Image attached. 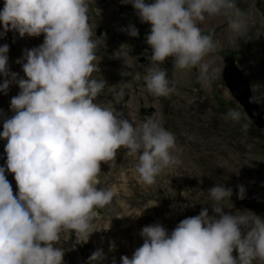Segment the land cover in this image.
Returning a JSON list of instances; mask_svg holds the SVG:
<instances>
[{
	"label": "rangeland",
	"instance_id": "1",
	"mask_svg": "<svg viewBox=\"0 0 264 264\" xmlns=\"http://www.w3.org/2000/svg\"><path fill=\"white\" fill-rule=\"evenodd\" d=\"M10 1L0 264H264V0H48L40 18ZM38 48L47 72L22 84ZM228 57L251 81L253 116L226 86ZM39 81L49 94L33 101Z\"/></svg>",
	"mask_w": 264,
	"mask_h": 264
},
{
	"label": "bare ground",
	"instance_id": "2",
	"mask_svg": "<svg viewBox=\"0 0 264 264\" xmlns=\"http://www.w3.org/2000/svg\"><path fill=\"white\" fill-rule=\"evenodd\" d=\"M2 1V0H1ZM0 1V2H1ZM12 1V0H11ZM10 1V2H11ZM14 1V0H13ZM16 1V0H15ZM24 3L27 5V7L26 8H28L30 11H32V12H28L29 14H31L32 16H34L35 18H40V16L39 15H41L42 14V12H44L45 11V7L48 5V0H24ZM1 4V3H0ZM21 4V3H20ZM40 8H41V10H40ZM24 13H26V12H24ZM222 13V12H221ZM235 28V27H234ZM37 41H38V39H37V37H34L33 39H32V41H31V44L32 45H34V44H36L37 43ZM37 45V44H36ZM38 47V46H37ZM67 47V46H66ZM28 49V46H23L22 48H20V49H18V51H20V53L21 52H23V50L24 49ZM45 50H47V49H45ZM58 50V49H57ZM63 50V49H62ZM66 50V49H65ZM68 50V49H67ZM32 51V50H31ZM36 51L38 52V53H36ZM36 51H32V52H30V54H32V56L30 57V60H34V59H38L39 61L38 62H36L37 64H36V68H37V70L34 68V67H32L31 66V68L30 67H26L25 66V63L24 62H21L20 61V63H19V65H20V67H21V75H22V78H21V82H22V84H24V83H32V81H36V80H39L38 78L37 79H34V80H32V79H30V81L28 80V78L25 76L26 74H24V73H26V71H31L32 73H34V74H36V73H38V72H40L41 70H44L45 69V71H46V69H48V67L46 68V63L47 62H43V59L42 58H38V55L39 56H43L44 55V53L46 54V52H42V51H40L39 50V48H38V50H36ZM39 51L41 52L40 54H39ZM70 52V51H69ZM76 52V51H75ZM19 53V52H18ZM62 53V52H61ZM66 53V52H65ZM48 54V53H47ZM67 54V53H66ZM71 54V53H70ZM75 55V54H74ZM46 56V55H45ZM67 56V55H66ZM37 57V58H36ZM56 58V57H55ZM67 58H68V56H67ZM47 59V58H46ZM7 60H8V58H7ZM66 60V59H65ZM73 60V59H72ZM97 64V62L95 63H93V65H96ZM32 65V64H31ZM68 65V64H67ZM29 66V65H28ZM34 66V65H33ZM64 67V66H63ZM62 67V68H63ZM80 67V66H79ZM34 68V69H33ZM76 68V67H75ZM20 69V68H19ZM65 69V68H64ZM15 70V67L14 68H12L11 66H9V64L7 63V62H5V60L3 61V59H1L0 58V83L2 84V85H4V89H5V92H7L8 91V89L7 88H9V84L10 85H12V81L10 82V81H8V78H9V74H10V72L12 73V71H14ZM68 70V69H67ZM75 71V70H74ZM77 71V70H76ZM20 72V71H19ZM47 72V71H46ZM31 76V75H30ZM14 79V78H13ZM62 79H64V78H61L60 80H62ZM32 80V81H31ZM14 81V80H13ZM61 82V81H60ZM20 85V84H19ZM75 85V84H74ZM7 87V88H6ZM36 94L38 93L39 95H36L35 94V96L36 97H33L32 99H33V101H34V99L35 98H39L40 99V101H43L47 96H48V84L46 85L45 83H43V82H41V81H39L38 82V86H37V89H36ZM15 98H12V97H9V96H7V98H6V100H5V106H6V109L7 110H9V111H12L13 113H14V111H15V109L17 108V106H15V105H13L14 103H15V100H14ZM18 99V98H17ZM16 102H17V100H16ZM30 102H32V101H30ZM100 114V113H99ZM12 115V114H11ZM22 116H26L25 114L24 115H22ZM106 116H108L107 114H106ZM17 118V117H16ZM108 118H109V116H108ZM103 119V116L102 115H99L98 116V120H102ZM111 119V118H110ZM13 121H14V123L15 124H19V123H17V121H18V119L16 120L15 119V117H13ZM21 121H22V119H21ZM113 125H114V122H113ZM102 126V125H101ZM104 127H106V126H104ZM110 127H112L111 126V124H109V130H107V131H105V132H110V133H112V134H118L117 132H115V131H117V130H115V131H112V130H110V129H114V128H110ZM102 128V127H101ZM117 128V127H116ZM171 131V130H170ZM118 132H119V130H118ZM140 132V131H139ZM121 135V134H120ZM122 135H125V133H123L122 132ZM145 135V134H144ZM153 139V138H152ZM165 139V138H164ZM167 139H169V137L167 138ZM153 141V140H152ZM158 141H160V140H158ZM168 142H169V140H167ZM162 142V141H161ZM160 142V143H161ZM173 142H175V141H173ZM76 144V143H75ZM151 144V143H150ZM154 144V143H153ZM162 144H164L165 146H166V144H165V142H163ZM59 145V144H58ZM158 145V144H157ZM163 145V146H164ZM152 146H154V145H152ZM156 146V145H155ZM168 146V145H167ZM55 147V146H54ZM67 147V146H66ZM164 148H166V147H164ZM64 149H66V150H64L63 152H60V151H57L56 152V155H58L57 157H63L64 158V156L65 155H73L74 156V154L76 153V151L78 152V149H77V147L75 146V145H73V146H71V147H67V148H64ZM119 154H122V152L120 151V153ZM48 155L49 156H51L52 155V153H49L48 152ZM178 155H179V153H178ZM121 156V155H120ZM203 157V156H202ZM205 157V156H204ZM203 157V158H204ZM178 158V157H177ZM54 158H51V160H53ZM59 159V158H58ZM77 161V160H76ZM59 164H56V166H58ZM171 165H173L174 167H171V168H168V167H166L165 169H167L168 170V172H170V174H172V176L175 174V170L177 169V168H175L176 166H178V164L175 162V161H173V160H171ZM59 167V166H58ZM57 168V167H56ZM89 180V179H88ZM89 183L90 184H92V185H96V180L94 179V180H89ZM96 198L98 199V198H100V199H102V201L103 200H105V201H107L108 200V198H110V196H109V193H106L105 192V189H103V188H99L98 189V196H96ZM117 206H118V210H119V216H120V218H122L123 220L124 219H128L129 217H130V212H129V210H128V208H127V206L126 205H124L123 203H118L117 202ZM178 208V207H177ZM177 208H172L171 209V211L173 212V213H176L177 212ZM180 209V208H179ZM181 219H182V216L180 217V222H181ZM179 222V223H180ZM183 223H184V221H183ZM124 225H125V227L127 228V227H131V228H136V222L134 221V222H128V220H124V223H123ZM163 225L164 224H159V227L157 228V232L158 233H160V228H162L163 227ZM178 225H180V224H178ZM178 225L175 227V228H178ZM184 226V225H183ZM177 232H173L172 233V238H175L177 235H175ZM178 233H180V232H178ZM134 234H135V237L137 238L138 237V233H137V229L134 231ZM116 261V259H114V260H112L111 261V263H113V262H115Z\"/></svg>",
	"mask_w": 264,
	"mask_h": 264
},
{
	"label": "water",
	"instance_id": "3",
	"mask_svg": "<svg viewBox=\"0 0 264 264\" xmlns=\"http://www.w3.org/2000/svg\"><path fill=\"white\" fill-rule=\"evenodd\" d=\"M223 77L231 95L240 103L249 115L260 109L253 95L251 81L237 65L234 57L224 60Z\"/></svg>",
	"mask_w": 264,
	"mask_h": 264
}]
</instances>
